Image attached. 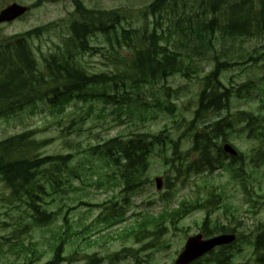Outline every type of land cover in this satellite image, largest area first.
<instances>
[{"label":"rangeland","instance_id":"rangeland-1","mask_svg":"<svg viewBox=\"0 0 264 264\" xmlns=\"http://www.w3.org/2000/svg\"><path fill=\"white\" fill-rule=\"evenodd\" d=\"M35 1L0 0V9L12 2L30 7ZM39 1V5L30 8L21 18L0 24V41L35 27L48 28L40 37L30 41L39 68L36 74H39L40 69H44V58L55 53L59 46L63 47L65 39L70 34L69 24L76 18L73 0ZM80 1L87 9L117 10L119 13H125L127 17L122 21V26L131 30V48H127L122 40L118 44L114 39L108 42L101 34L93 36L90 44L94 48L76 56L79 65L86 71L96 73L123 70L126 66L119 60L123 55H128L133 47L142 46L145 42L141 39L142 36H148L155 28L161 38V44L168 45L187 56L184 58V67L187 68L189 77L174 75L166 81L144 85L140 89L138 98L134 91L133 100L131 99L129 103L143 115H150L145 122H140L136 113H133L136 124L126 122L123 116L119 117L121 119V121L119 119V125L116 124L111 120L112 106L91 97H88L86 101L73 100L66 110L57 116L50 114L47 105L40 102L35 107L29 106L1 118L0 141L23 131H33L34 139L47 141L44 147L37 150L38 154L72 153L74 155L66 168H61L56 173L63 181L59 187L60 190L51 194L52 189L49 186L47 191L49 195H42L43 200L47 202L48 210L56 213L55 221L41 227L37 226L30 234L22 235V238L26 242L31 239L45 245L50 240V235L56 233L62 224L64 213L71 208L67 212L71 231H83L78 236H74L73 233L69 235L71 243L74 244L68 243L64 255L79 245L76 255L78 261L71 264H83L81 256L84 254H96L98 257L105 258L104 264H110L108 257L125 248L133 251L139 249L137 260L131 256V253L125 252L123 253L125 256L115 264H173L186 238L200 233L199 228L206 209L198 208L178 223L168 224L160 234H153L152 231L157 229L153 225V227L148 225V230L137 237L131 233L130 227L125 232L120 230L134 223L139 216L160 211L164 204L175 206L181 199L202 201L209 192L215 194L214 205L210 207L213 210L211 213L213 222L229 227L238 226L243 235H255L256 224L264 221V163L253 150L261 147L259 141L249 140L246 136L244 137L245 134L238 131L244 123L237 117L240 111L254 113V115L261 113L258 111L262 110L259 99L263 97L264 88L262 81L264 37L256 36L257 34L225 37L220 32L205 35L200 32L194 17L191 22L183 19L180 29L173 27L168 29L166 27L168 22L165 19L161 20L160 25H154L151 15L142 14L143 8L152 0ZM199 1L186 0L185 3L179 4L178 14L182 15L183 8L187 13H193L197 10ZM65 45L64 43V47ZM214 57L238 62L222 74L223 83L233 92L229 106L226 110L211 113L213 115L210 119L215 120L222 116L229 118V126L225 122L222 128L229 129V142L242 152L243 160L238 161L236 166L243 171L244 179L246 177L248 197L243 194L237 180L230 178V174L223 169H217L211 174L206 171L193 173L189 178H183L178 176L175 168L164 165L161 156L155 152L151 156L146 175L151 182L145 183L139 190L126 197V199L131 197L129 205L127 200L123 202L120 187L112 186L115 180L107 177L112 172L104 165L102 159L90 157L86 149L117 134L125 135L133 131L156 133L163 127H166L174 138L181 136L183 150L189 148L190 140L186 132V122L191 120L193 110L197 106L198 93L203 85V78L211 70ZM243 84L248 86L242 87ZM164 86L170 89L168 96L165 94ZM169 103L175 107L173 114L161 109V106ZM88 112L89 117L86 116ZM123 121H125L124 124ZM182 133H186L185 138ZM167 152L169 154L171 150ZM155 176L163 179L160 190L155 188ZM165 176L170 180L168 189L164 185ZM40 177L43 178V176ZM108 180L112 182L108 183ZM165 193L166 199L162 201ZM8 195L9 190L0 181V264H26L24 253L20 251V247H16L21 243V236L17 233V229L22 226H20L21 223H31V220L25 205L19 203L22 201L14 203L13 200L8 201ZM113 202L123 206L121 211L125 212L124 217L127 220L116 226L98 222L97 218L102 212L103 204L108 203L107 206H111ZM253 237L241 240L240 253L233 258V264L257 263L251 248L245 245ZM41 244L38 246L43 247ZM146 244L153 247L145 249ZM49 255L48 253L40 258L38 264H44Z\"/></svg>","mask_w":264,"mask_h":264},{"label":"trees","instance_id":"trees-1","mask_svg":"<svg viewBox=\"0 0 264 264\" xmlns=\"http://www.w3.org/2000/svg\"><path fill=\"white\" fill-rule=\"evenodd\" d=\"M179 1L185 0H153L145 7V14L162 16L168 8L173 12ZM199 13L194 18L197 25L204 32L206 30L214 33L219 31L226 36H250L258 34L264 37V0H200L198 2ZM80 8V5L77 7ZM207 8L213 13L208 21L205 18ZM224 10L220 19L216 14ZM80 12V11H79ZM81 23L72 27L74 47L77 50L88 48L87 37L96 32L108 34L115 30L124 18L115 10H84L80 12ZM178 19H191L185 14ZM188 22H191L188 20ZM179 23V20H178ZM124 34H128L123 30ZM151 41L145 48L135 51L133 57L129 58L126 69L115 76L106 73L89 74L83 68H79L69 62L72 52L65 50L69 56L57 58L52 55L46 61V68L43 72L36 74L34 59L27 45V37L30 33L23 35H13L6 39L5 43L0 42V116L16 112L23 107L34 104L36 101L46 99L53 107L60 110L64 104L73 97L87 96L93 92L98 97L107 96L105 90L111 87L109 82L117 85L115 80H120L123 84H128L131 89H137L142 83H149L157 78L166 77L179 70L181 65L178 55L166 48H160L155 40L156 33L152 34ZM227 66V63H218L213 71L205 78L203 92L200 96L199 109L196 111L193 122L202 118L210 110H220L228 105L230 91L224 90L218 94L220 72ZM103 86L100 93L98 86ZM107 86V87H105ZM209 88V92L206 90ZM223 96V97H222ZM222 97V98H221ZM250 128H258L257 133L264 130V117L248 115ZM216 122L214 126H218ZM247 127V128H248ZM214 130V129H213ZM208 132L196 131L193 134V150L201 151L205 154L208 151L209 143H213V136ZM225 134V133H224ZM32 131H25L18 135L9 137L0 142V177L10 188L11 196L14 199L25 197L26 206L32 210L34 218H46L51 215L46 214L37 203L39 193L44 189L37 181L38 176H46L57 162L66 163L69 155L41 156L35 153L43 141L33 139ZM260 136L262 133L259 134ZM149 134L135 132L131 137L124 139L117 137L106 141L100 145L90 147V156L97 155L102 158L106 165L118 168L116 175L118 184L122 182L123 191L133 190L147 167V152L153 145V140L149 139ZM226 139V136H223ZM207 157V155H206ZM56 162V163H55ZM215 194L210 193L202 201L184 200L176 208H168L160 214L148 215L138 222L140 229L147 225L163 226L166 220L173 221L183 215H187L198 208L206 209V214L201 223V231L206 235L219 232L235 231L231 227L213 222L211 219ZM41 221V220H40ZM259 231L252 244L254 253L260 254L259 260L264 259V222H260ZM242 240L239 234L237 242L227 246H222L211 251L204 259H199L192 264H230L234 249H238V243ZM62 242H57L50 246L53 251V260L47 264H59L65 260L61 258ZM25 259L32 261L38 255L33 249L22 247L21 250ZM70 262L72 260H69ZM99 259L90 256L85 264H99Z\"/></svg>","mask_w":264,"mask_h":264},{"label":"water","instance_id":"water-1","mask_svg":"<svg viewBox=\"0 0 264 264\" xmlns=\"http://www.w3.org/2000/svg\"><path fill=\"white\" fill-rule=\"evenodd\" d=\"M25 10V7L13 3L0 12V22L13 20L23 14ZM225 149L232 151L229 146H225ZM233 238V235H219L207 240H202L201 235L191 237L187 240L184 250L176 260V264H187L214 246L228 243L233 240Z\"/></svg>","mask_w":264,"mask_h":264}]
</instances>
